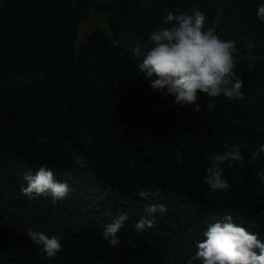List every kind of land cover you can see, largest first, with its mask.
<instances>
[{
    "label": "trees",
    "instance_id": "16d2710c",
    "mask_svg": "<svg viewBox=\"0 0 264 264\" xmlns=\"http://www.w3.org/2000/svg\"><path fill=\"white\" fill-rule=\"evenodd\" d=\"M193 4L206 28L236 42L238 63L240 56L254 59L238 74L244 99L199 93L195 104L174 106V97L151 88L156 77L140 71L150 33L169 27L168 11L191 14ZM260 4L0 0V264H187L207 226L225 215L264 243V182L254 175L264 170V153L252 156L264 144ZM92 8L105 17L106 29L96 26L79 39ZM208 103L216 107L208 110ZM236 143L243 160L220 165L231 188L210 191L206 157ZM41 166L68 182L73 190L66 199L22 194L23 174ZM141 191L157 195L143 198ZM151 203L168 211L137 231ZM120 213L128 219L113 247L101 234ZM41 220L74 224L59 235L63 250L51 259L26 236L27 222Z\"/></svg>",
    "mask_w": 264,
    "mask_h": 264
},
{
    "label": "clouds",
    "instance_id": "9594fccd",
    "mask_svg": "<svg viewBox=\"0 0 264 264\" xmlns=\"http://www.w3.org/2000/svg\"><path fill=\"white\" fill-rule=\"evenodd\" d=\"M256 15L264 22V4L258 6ZM205 20V14L196 4L192 5L191 14L179 7L168 11L164 23L169 27L150 33L152 47L138 66L141 72L146 73V78L156 77L151 82V88L162 92L165 98L169 95L174 97V106L195 104L199 93L210 98L222 95L230 101L244 99L242 73H236L239 55L236 42L222 39L214 28H206ZM131 51L137 57L141 55L139 48ZM215 107V103L206 105L208 110ZM195 111H200L199 105ZM225 147L227 150L223 153L213 152L206 157L210 165L206 168L204 182L212 192L226 191L232 186L224 177V169L220 165L228 162V166L232 167L231 162L243 160L241 144ZM243 147L247 148V144ZM260 153H264V144L252 153L253 158H258ZM76 159L83 167L82 159ZM254 175L264 182V170ZM22 178L26 186H21V192L29 198L50 196L53 203H56L66 199L73 190L67 181L57 180L54 172L44 166L35 173L25 172ZM139 195L155 198L157 193L141 191ZM167 211L163 203L145 205V216L135 224L136 230L143 231L145 227H152L155 214L163 215ZM127 219V213H120L112 223L105 225L101 235L109 241L110 246L116 247L121 243L118 233ZM26 236L49 259L63 250L59 235L28 228ZM203 236L204 239L197 243L195 255L188 259L187 264H193V261H200L201 264H264V243L256 234L234 223L231 215H225L222 220L209 224Z\"/></svg>",
    "mask_w": 264,
    "mask_h": 264
},
{
    "label": "rangeland",
    "instance_id": "374dc122",
    "mask_svg": "<svg viewBox=\"0 0 264 264\" xmlns=\"http://www.w3.org/2000/svg\"><path fill=\"white\" fill-rule=\"evenodd\" d=\"M100 27L102 29H106L105 24V17L101 15L100 13L96 12L93 8L89 11V19L81 24L79 29V39H83L84 36L94 27ZM254 59L240 56V63L237 64L236 67V73L237 75L241 72V67H244V69L250 70L253 66ZM6 225V223H4ZM27 225L32 227L35 230L44 231L46 234L49 235H62V234H69L71 233L73 229L72 222L67 221H55V222H45L43 220L41 221H28ZM165 255H172V249L170 247L165 246L164 248ZM200 263V262H199Z\"/></svg>",
    "mask_w": 264,
    "mask_h": 264
}]
</instances>
